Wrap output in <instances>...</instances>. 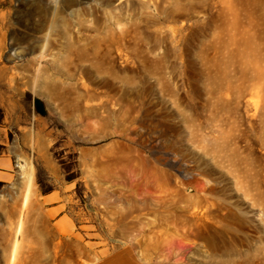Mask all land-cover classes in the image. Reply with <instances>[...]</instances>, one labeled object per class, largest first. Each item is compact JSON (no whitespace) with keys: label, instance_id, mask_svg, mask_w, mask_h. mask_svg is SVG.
Masks as SVG:
<instances>
[{"label":"rangeland","instance_id":"374dc122","mask_svg":"<svg viewBox=\"0 0 264 264\" xmlns=\"http://www.w3.org/2000/svg\"><path fill=\"white\" fill-rule=\"evenodd\" d=\"M0 157V264H249L264 0H0Z\"/></svg>","mask_w":264,"mask_h":264},{"label":"bare ground","instance_id":"6f19581e","mask_svg":"<svg viewBox=\"0 0 264 264\" xmlns=\"http://www.w3.org/2000/svg\"><path fill=\"white\" fill-rule=\"evenodd\" d=\"M209 245H211V247L216 250L226 249L227 247L226 236L223 233L221 234L213 233L209 237ZM261 262H264V255L257 257L253 260H250L249 264H260Z\"/></svg>","mask_w":264,"mask_h":264},{"label":"crops","instance_id":"0c3cea01","mask_svg":"<svg viewBox=\"0 0 264 264\" xmlns=\"http://www.w3.org/2000/svg\"><path fill=\"white\" fill-rule=\"evenodd\" d=\"M8 167V159L5 157H0V180L7 179L9 175Z\"/></svg>","mask_w":264,"mask_h":264},{"label":"trees","instance_id":"16d2710c","mask_svg":"<svg viewBox=\"0 0 264 264\" xmlns=\"http://www.w3.org/2000/svg\"><path fill=\"white\" fill-rule=\"evenodd\" d=\"M35 103L38 105V104H40V102L38 101V100H35Z\"/></svg>","mask_w":264,"mask_h":264}]
</instances>
